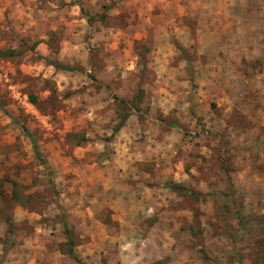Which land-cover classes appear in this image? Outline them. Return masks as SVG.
Returning a JSON list of instances; mask_svg holds the SVG:
<instances>
[{
    "label": "clouds",
    "instance_id": "1",
    "mask_svg": "<svg viewBox=\"0 0 264 264\" xmlns=\"http://www.w3.org/2000/svg\"><path fill=\"white\" fill-rule=\"evenodd\" d=\"M0 264H264V0H0Z\"/></svg>",
    "mask_w": 264,
    "mask_h": 264
}]
</instances>
